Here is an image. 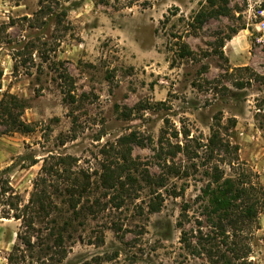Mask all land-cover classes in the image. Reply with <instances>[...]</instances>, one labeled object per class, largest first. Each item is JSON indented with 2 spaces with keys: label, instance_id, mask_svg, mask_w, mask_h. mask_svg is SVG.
Listing matches in <instances>:
<instances>
[{
  "label": "rangeland",
  "instance_id": "1",
  "mask_svg": "<svg viewBox=\"0 0 264 264\" xmlns=\"http://www.w3.org/2000/svg\"><path fill=\"white\" fill-rule=\"evenodd\" d=\"M259 3L0 0V99H20L21 119L34 128L0 134V169L10 165L9 185L24 204L43 158L70 155L79 179L88 176L83 200L100 202L68 226L59 264H212L179 241L182 229L210 232L206 184L243 170L264 187V87L252 74L264 75V45L247 13ZM178 41L195 58L180 57ZM216 123L221 141L210 148ZM122 148L136 181L124 175L125 190L106 192L102 166H113ZM152 201L160 208L149 213ZM7 219L0 216V264L20 224ZM250 238L251 263L264 264V209ZM25 255L22 264L47 257Z\"/></svg>",
  "mask_w": 264,
  "mask_h": 264
},
{
  "label": "trees",
  "instance_id": "2",
  "mask_svg": "<svg viewBox=\"0 0 264 264\" xmlns=\"http://www.w3.org/2000/svg\"><path fill=\"white\" fill-rule=\"evenodd\" d=\"M38 11L41 12V8ZM194 20L197 21L196 26L201 25V12L195 15ZM176 45L180 57L195 58L194 51L187 43L178 41ZM252 74L264 87V75L256 72ZM60 77L65 85L62 91L72 102L74 100L70 89L73 85L72 77L65 70L60 72ZM24 107L25 105L15 95L2 96L0 119L5 127L0 130V134L33 131L34 128L21 119ZM128 139L129 136H124L120 140L126 144ZM219 140L221 141L216 123L211 127L208 146L213 148ZM116 159L113 166L103 164L99 175L101 187L106 192L116 188L125 190L124 182L121 180L124 175L130 182L136 181L130 174L131 169L135 168V163L130 159L129 150L125 148ZM74 160L70 155L44 157L33 180L29 198L24 204L20 195L9 185V176L6 173L10 165L0 169V216L20 220L16 241L6 256V264L25 263L27 251L30 253L36 251L47 256L45 258L36 256V264H59L66 254L63 234L68 230V226L71 224L73 228L72 223L87 208L89 212H93L95 204L100 205L99 199L96 198L90 204L86 203L87 199L83 200L88 196V176L79 179L77 171L71 169V162ZM36 162L33 161L31 165ZM145 180L150 184L163 185L161 178L155 180L148 176ZM203 192L207 197L209 209L207 222L211 226L210 232H203L201 227H197L195 233L182 229L179 236L182 247L191 256L204 255L212 264H252L248 258L251 254L250 233L257 227L258 214L264 209V187L258 182H252L242 170L225 177L221 173L214 174ZM57 201L62 206H59ZM116 205L118 206V203ZM159 208V202L152 201L147 205L149 213L156 212ZM36 224H44V230L48 231L44 238L43 229ZM33 237L36 240L32 241Z\"/></svg>",
  "mask_w": 264,
  "mask_h": 264
},
{
  "label": "built area",
  "instance_id": "3",
  "mask_svg": "<svg viewBox=\"0 0 264 264\" xmlns=\"http://www.w3.org/2000/svg\"><path fill=\"white\" fill-rule=\"evenodd\" d=\"M247 13L249 18L253 21L256 31L258 35L256 40L261 45H264V5L257 4V5H248ZM250 261H256V256L254 254H250L248 257Z\"/></svg>",
  "mask_w": 264,
  "mask_h": 264
},
{
  "label": "bare ground",
  "instance_id": "4",
  "mask_svg": "<svg viewBox=\"0 0 264 264\" xmlns=\"http://www.w3.org/2000/svg\"><path fill=\"white\" fill-rule=\"evenodd\" d=\"M6 220H8V219H6Z\"/></svg>",
  "mask_w": 264,
  "mask_h": 264
},
{
  "label": "crops",
  "instance_id": "5",
  "mask_svg": "<svg viewBox=\"0 0 264 264\" xmlns=\"http://www.w3.org/2000/svg\"><path fill=\"white\" fill-rule=\"evenodd\" d=\"M7 219V218H6Z\"/></svg>",
  "mask_w": 264,
  "mask_h": 264
}]
</instances>
